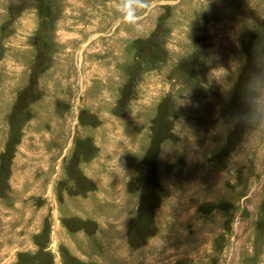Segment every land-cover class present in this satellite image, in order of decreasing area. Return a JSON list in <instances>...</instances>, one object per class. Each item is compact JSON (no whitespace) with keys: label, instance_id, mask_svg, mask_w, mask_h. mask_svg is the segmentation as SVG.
I'll list each match as a JSON object with an SVG mask.
<instances>
[{"label":"rangeland","instance_id":"rangeland-1","mask_svg":"<svg viewBox=\"0 0 264 264\" xmlns=\"http://www.w3.org/2000/svg\"><path fill=\"white\" fill-rule=\"evenodd\" d=\"M231 263L264 264V0H0V264Z\"/></svg>","mask_w":264,"mask_h":264},{"label":"water","instance_id":"water-1","mask_svg":"<svg viewBox=\"0 0 264 264\" xmlns=\"http://www.w3.org/2000/svg\"><path fill=\"white\" fill-rule=\"evenodd\" d=\"M234 259H235V258H234ZM234 259H233V260H234ZM231 264H232V263H231Z\"/></svg>","mask_w":264,"mask_h":264}]
</instances>
